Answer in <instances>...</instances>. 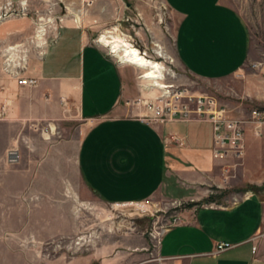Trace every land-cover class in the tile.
<instances>
[{
    "label": "rangeland",
    "instance_id": "1",
    "mask_svg": "<svg viewBox=\"0 0 264 264\" xmlns=\"http://www.w3.org/2000/svg\"><path fill=\"white\" fill-rule=\"evenodd\" d=\"M223 2L245 22L249 53L241 71L220 80H206L203 75L197 78L182 66L178 59L180 18L165 0H0V22L5 20V32L25 44L24 54L9 61L19 75L35 69L45 59L64 24L62 20H67L88 31L90 41L118 64L115 55L101 46L104 35L122 36L161 65L165 92L145 90L149 84L140 79L144 71L121 64L133 90V98L122 102L129 109L139 106L142 100L171 95L166 97L170 100L179 95L180 102L193 110L195 100L204 97L216 100L236 117L248 119L253 111L264 109V0ZM218 27L222 33L236 32L229 24ZM235 38L236 42L238 33ZM244 46L246 53L247 41ZM92 124L77 119L74 112L57 121L25 126L0 117V227H4L5 240L10 242H5V264L26 263L29 253L32 259L46 263L80 255L93 257L100 252L133 254L139 257V263L160 264L156 254L159 239L179 223L183 213L229 206L241 200L246 191H253L248 186L255 185L243 184L234 171L242 161L244 179L264 178V126L257 136L251 125L258 139L249 141L246 158L231 160L233 164L239 162L228 174H232L236 185L203 189L197 194L192 189H181V193L161 190L150 200L134 204L108 202L87 186L79 170V147ZM220 190L229 193L220 197ZM211 195L216 200L206 202Z\"/></svg>",
    "mask_w": 264,
    "mask_h": 264
},
{
    "label": "crops",
    "instance_id": "2",
    "mask_svg": "<svg viewBox=\"0 0 264 264\" xmlns=\"http://www.w3.org/2000/svg\"><path fill=\"white\" fill-rule=\"evenodd\" d=\"M165 1L180 18L178 59L185 69L206 80L233 77L243 69L249 53V32L234 9L223 0ZM62 23L45 59L16 77L17 69L9 61L24 54L25 44L5 32V20L0 22L3 121L25 126L57 121L74 112L77 119L93 123L79 147V170L87 186L108 202L134 204L150 200L161 190L181 193V189H192L197 194L203 189L237 184L226 172L233 165L231 159L213 158V127L209 122L146 123L142 105L131 110L122 103L133 98L123 63L114 56L121 64L116 63L92 43L88 31L67 20ZM223 23L236 32L222 33L218 26ZM42 36L40 32L39 38ZM21 76L37 80V85L20 86ZM252 139L258 138L249 126L243 158ZM243 170L242 161L234 170L238 180L261 189L246 191L241 200L229 206L183 213L179 223L159 239L156 254L166 261L164 264H264V236H260L264 231V178L244 179ZM1 216L5 217V211ZM0 228V264H5V247L10 242L5 240L4 227ZM220 243L235 247L216 253ZM23 249L27 252V247ZM27 257L23 264H151L139 263L136 255L116 252L49 259L46 263L32 259L30 253Z\"/></svg>",
    "mask_w": 264,
    "mask_h": 264
},
{
    "label": "built area",
    "instance_id": "3",
    "mask_svg": "<svg viewBox=\"0 0 264 264\" xmlns=\"http://www.w3.org/2000/svg\"><path fill=\"white\" fill-rule=\"evenodd\" d=\"M19 76V73L15 74ZM18 83L22 87H33L37 80L30 78H19ZM160 97L155 101L142 100L141 104L145 110L143 120L151 125H163L174 122H187L200 120L209 122L213 127V158L215 160H237L243 159L245 153V131L253 125L256 128V135H260L264 126V109L255 110L250 118H238L233 111L220 105L212 98H198L195 100V109L191 110L189 105L180 102L182 96H174L175 99ZM179 102V103H178ZM239 162L228 166L226 172L235 169ZM264 236V231L260 234ZM235 245L220 243L217 245L216 253H221L234 248ZM160 264H164L162 258H158Z\"/></svg>",
    "mask_w": 264,
    "mask_h": 264
},
{
    "label": "bare ground",
    "instance_id": "4",
    "mask_svg": "<svg viewBox=\"0 0 264 264\" xmlns=\"http://www.w3.org/2000/svg\"><path fill=\"white\" fill-rule=\"evenodd\" d=\"M100 43L102 46L109 49L123 64L132 65L144 71L140 79L146 84H149L144 87L145 90L157 89L164 92L167 90V88L162 85L163 74L161 65L149 60L147 55L133 47L128 41L123 39L122 36L117 34L104 35Z\"/></svg>",
    "mask_w": 264,
    "mask_h": 264
},
{
    "label": "trees",
    "instance_id": "5",
    "mask_svg": "<svg viewBox=\"0 0 264 264\" xmlns=\"http://www.w3.org/2000/svg\"><path fill=\"white\" fill-rule=\"evenodd\" d=\"M249 187V189H252L253 191L254 190H258L255 186H248ZM217 190H219V189H217ZM220 193H221V196L220 197H224V196H226V194H228L229 192L228 191H226V190H224V191H222V190H220ZM216 200V197L214 196V195H211L209 198H207L206 199V202H214ZM190 206H193V204L192 205H190Z\"/></svg>",
    "mask_w": 264,
    "mask_h": 264
}]
</instances>
